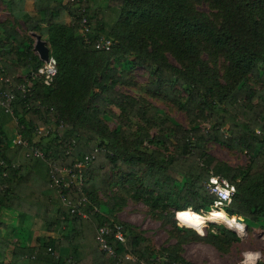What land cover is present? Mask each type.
<instances>
[{"label": "trees", "instance_id": "16d2710c", "mask_svg": "<svg viewBox=\"0 0 264 264\" xmlns=\"http://www.w3.org/2000/svg\"><path fill=\"white\" fill-rule=\"evenodd\" d=\"M2 2L12 22H0V89H12L6 77L19 84L41 63L17 21L44 41L56 72L49 85L35 77L28 91L13 88L11 114L0 106V212L15 213L12 225L0 220V264H196L180 254L183 243L226 251L238 241L223 224L209 223L204 234L175 224V212L211 210L210 174L234 186L224 213L259 224L264 234V0ZM100 37L110 40L108 50L95 48ZM134 67L147 72L145 88L133 80ZM121 86L169 100L191 125ZM110 107L118 111L114 128L105 123ZM15 133L25 145L12 144ZM210 142L245 153L246 163L216 159ZM86 155L82 183L66 176L72 183L60 189L61 199L50 169L73 168ZM128 199L169 225L175 241L155 248L141 229L120 221L116 213ZM100 226L106 249L96 239Z\"/></svg>", "mask_w": 264, "mask_h": 264}, {"label": "rangeland", "instance_id": "374dc122", "mask_svg": "<svg viewBox=\"0 0 264 264\" xmlns=\"http://www.w3.org/2000/svg\"><path fill=\"white\" fill-rule=\"evenodd\" d=\"M202 8L205 9V6L202 5ZM3 19L12 22V17L8 13L4 3L1 2L0 20ZM16 23L18 25L15 27L17 28L19 34L24 36H31L29 32L25 31L24 25L21 21H17ZM33 43L34 37L31 36L30 44L33 46ZM169 59L171 60L170 57ZM130 72L133 76V80L137 84L141 85V88H145V85L147 84V72L141 67H134L131 69ZM119 89L129 95L140 96L146 102L155 105L158 108L159 112L166 114L167 116L181 124L183 127L187 128L189 127V125H191L186 116V113L183 110L178 109L169 100H162L158 97H152L150 96L149 91L144 92L143 89L137 90L136 86H121L119 87ZM117 114L118 111L115 108L110 107L109 115L105 119V123L110 128H114L117 124ZM198 124L202 128L208 127V122L206 119H200L198 121ZM158 132V127H155L150 128L148 133L152 135L157 134ZM205 146L207 151L212 156H214L220 161L226 162L228 165H243L247 161V156L243 152L228 150L222 145H219L214 142L207 143ZM99 198L101 201L106 200V196L102 195L101 193H99ZM212 209H221V211H223L222 208L219 207ZM178 213L179 212H177L176 214L175 212V224L177 226H182V228H191L199 234H204V232H206L209 223L222 224L216 220L206 218L205 215L207 213L202 214L203 219L199 217H194L192 215L189 219L186 217L187 212L180 214ZM116 216L120 221L133 224L139 229H141L143 235L147 237L151 245L155 248L167 245L169 243H173L175 241L174 236L170 235L169 233L171 227L169 225L162 226L159 220L153 217L152 214L148 212V208L141 202H134L128 199L123 208L116 213ZM14 219L15 215L12 219H10V221H14ZM2 221L3 223H5V219H3ZM224 226L227 227L226 225ZM244 226L245 231L242 234L229 228L237 235L238 241L230 243L226 251H219L215 249L212 245L198 240H189L181 245L180 254L186 260L194 262L196 264H255L258 261L264 263V234L261 226L259 224H252L250 226L244 224ZM1 255L2 254H0V256ZM250 255L253 256L250 257ZM23 261V264H26L25 260Z\"/></svg>", "mask_w": 264, "mask_h": 264}, {"label": "built area", "instance_id": "2783aa9c", "mask_svg": "<svg viewBox=\"0 0 264 264\" xmlns=\"http://www.w3.org/2000/svg\"><path fill=\"white\" fill-rule=\"evenodd\" d=\"M86 31H87L86 21L84 18H82V20H81V33H82V37L85 41H87L86 36H85ZM110 45H111L110 40L107 38H104V37H100L99 39H97L95 41V48H97V49L108 50L110 48ZM55 72H56L55 61L49 55L47 60L41 61V63L37 66L35 72L31 73L29 75V77H27V78L22 77L23 80L19 84H16L14 81H12V79L10 77H6L4 82L8 83V85L12 89L13 88L19 89L20 91L25 92V91L29 90V87L32 84V79H34L35 77H39L43 84L49 85L52 81V78H53ZM12 89H10V90L0 89V106L2 107L4 112L9 113V114L12 113V103L14 100V93H13ZM41 131L42 130L39 129L37 133L41 134ZM45 133H46V131L42 132V134H45ZM11 142H12V144H22V145L26 144V142L24 140H22L20 135L17 133H15ZM32 154L35 156H37V155L41 156L42 155L41 152L38 151L36 148H32ZM88 159H89V157L86 155L83 157V159H81L80 161H77L73 164V168L76 169L77 175H74L72 173L73 168L52 167L50 169L51 178H52L51 185H54L55 187L58 188V192L60 193L61 199H63V195L61 194L60 189L66 188L70 183H72V181H66L65 177L70 175L71 179H75L73 184L76 187H78L82 183V180H83L82 175H81V168H83L87 165ZM53 172H58L59 177H54ZM206 187H207L209 193H211L215 196V199L211 205L212 206L211 209L217 208V207L222 208V207L227 206L230 203L232 195L234 193V186L226 178H224L220 175L210 174L208 177V180L206 182ZM80 202H81V200L77 202V206L80 205ZM75 207H76V205H74L72 207L71 211H73V209ZM78 213H80L82 216H84V213L82 211L78 210ZM106 231H107V229L103 226H100L97 229L96 239L100 242V244H99L100 249H106L107 248L104 239L101 237V234L105 233ZM115 236L119 240H123V238H124L120 232H117L115 234Z\"/></svg>", "mask_w": 264, "mask_h": 264}, {"label": "bare ground", "instance_id": "6f19581e", "mask_svg": "<svg viewBox=\"0 0 264 264\" xmlns=\"http://www.w3.org/2000/svg\"><path fill=\"white\" fill-rule=\"evenodd\" d=\"M191 215L203 219L202 214L196 213L194 211H188L186 217L190 219ZM205 217L211 220H216L226 225L228 228L241 234L245 231L244 224L236 221L235 219H231V217L229 215H226L223 211H221V209H212L205 215ZM252 256L250 255V257Z\"/></svg>", "mask_w": 264, "mask_h": 264}, {"label": "water", "instance_id": "95a60500", "mask_svg": "<svg viewBox=\"0 0 264 264\" xmlns=\"http://www.w3.org/2000/svg\"><path fill=\"white\" fill-rule=\"evenodd\" d=\"M34 37V43L32 46V49L34 52L37 54L39 60L45 61L47 60L49 53H48V48L45 45L44 41L40 39V37L37 34L32 33ZM175 217V216H174ZM235 220L244 224L239 218L235 217Z\"/></svg>", "mask_w": 264, "mask_h": 264}, {"label": "crops", "instance_id": "0c3cea01", "mask_svg": "<svg viewBox=\"0 0 264 264\" xmlns=\"http://www.w3.org/2000/svg\"><path fill=\"white\" fill-rule=\"evenodd\" d=\"M2 2V0H0V3ZM3 8H4V6H3ZM3 20H5V19H3ZM3 20H0V22L1 21H3ZM31 34V33H30ZM30 36V35H29ZM31 36H33L32 34H31ZM30 36V37H31ZM176 214H177V212H176ZM15 215V213L14 212H12V211H10V210H7V209H4V210H2L1 212H0V220L2 221L3 219H5V223L4 224H7V225H12L14 222H15V219H14V221H10V219H12L13 218V216ZM3 222V221H2ZM10 241H15L16 239L15 238H10L9 239ZM2 241V240H1ZM0 244H1V247H4V243H3V241L2 242H0ZM23 260L21 259V260H19V261H17L16 262V264H18V263H21V264H23Z\"/></svg>", "mask_w": 264, "mask_h": 264}]
</instances>
